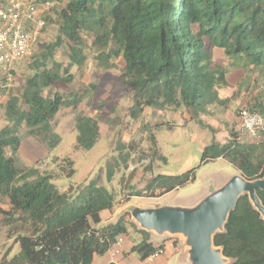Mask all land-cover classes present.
Instances as JSON below:
<instances>
[{
    "label": "trees",
    "instance_id": "obj_1",
    "mask_svg": "<svg viewBox=\"0 0 264 264\" xmlns=\"http://www.w3.org/2000/svg\"><path fill=\"white\" fill-rule=\"evenodd\" d=\"M52 9L55 39L31 54L20 92H9L2 103L6 123L0 128V202L5 201L8 209L0 207V213L7 215L3 219L10 226L19 224L27 233L15 237L18 252L8 256L7 250L0 264H92L94 256L106 253L129 227L140 234L130 251L144 259L162 245L153 244L151 234L137 229L127 213L116 222L100 224L101 212L118 204L120 190L109 191L99 175L76 190L72 186L61 190L37 164L17 167L19 129L26 127L48 148L60 142L53 119L63 106L77 109L81 97L63 94L56 87L74 80L71 68L84 64L86 49L96 51L95 59L105 67L114 64L109 60L122 59L118 80L132 94L128 106L132 119H138L146 107L153 112L183 109L190 118H198L210 106L225 102L220 91L228 86L227 69L215 61L216 51L231 66L257 71L264 83V0H55ZM44 18L49 20L47 15ZM59 54L65 59H58ZM250 109L264 118V98ZM74 128L76 147L82 150L92 147L100 134L98 121L81 113L75 114ZM149 141V155L165 162L155 136ZM115 146L116 154L105 164L107 181L126 167L129 156L130 145L116 142ZM6 148L11 154H6ZM217 158L247 179L262 177L264 139L242 141L231 131L227 141L204 145L199 164ZM56 165L60 174L74 172L68 156L58 158ZM125 171L119 184L135 190L124 185ZM194 180L195 168L179 174L157 173L135 195L156 192L161 196ZM257 194L264 205V191ZM214 243L232 259L231 264H264V220L246 194L239 197Z\"/></svg>",
    "mask_w": 264,
    "mask_h": 264
},
{
    "label": "rangeland",
    "instance_id": "obj_2",
    "mask_svg": "<svg viewBox=\"0 0 264 264\" xmlns=\"http://www.w3.org/2000/svg\"><path fill=\"white\" fill-rule=\"evenodd\" d=\"M64 1V0H60ZM59 2V1H58ZM59 4V3H58ZM48 19L35 41L32 53L39 51L42 43H48L55 39L57 23L54 19L53 9L45 11ZM95 52L86 49V60L83 65H74L71 72L74 80L67 86L56 88L63 94L77 93L81 101L77 109L72 105L61 107L53 119V129L60 135V142L52 148L46 147L29 135L26 127L19 129L21 143L15 153V165L17 167L33 166L37 164L42 172L52 175L50 181L61 190H68L70 186L76 190L86 185L91 179L100 176V182L109 190L117 194V209L123 208L130 201L136 203L144 200H157L161 198L156 192H141L140 190L151 176L161 174H179L187 169L195 168V180L170 191L166 197L178 202L192 203L198 199L207 189L210 182L222 183L233 173L238 171L222 158H217L206 164H199L201 152L206 144L212 142H225L230 138L231 131L236 132L242 141H259L264 139V132L258 137H250L242 130L239 122L238 112L242 108H252L259 100L264 98V83L259 78L257 71H244L242 68L231 66L221 52H215V61L220 67L227 69L228 86L220 91V98L225 100L224 104H214L207 112L197 117L190 118L183 109L152 111V107H146L144 113L138 119H132L128 114V106L131 104L132 94L120 84L118 77L123 65L122 59L109 60L112 66H102L95 59ZM58 59H65L59 54ZM25 59L16 64L13 71V79L7 90L0 89V128L6 123L3 116L2 103L9 92H20L21 84L28 75ZM1 76V75H0ZM46 90H44V94ZM81 113L93 117L98 121L100 134L96 142L89 149L82 150L76 147L75 114ZM154 135L165 162L160 158L150 156L149 138ZM32 137L35 140H30ZM45 147L43 153L37 142ZM116 142L122 145H130L129 156L126 167H120L111 181L105 177L106 161L116 154ZM6 154H11L10 148H6ZM125 152V150H123ZM43 153L42 157L33 163L36 154ZM68 156L73 160L74 172L67 176L60 174L57 161L58 158ZM57 159L54 160V159ZM149 165L148 169H146ZM126 170V171H125ZM125 171L124 185H133L135 190L123 189L119 184V176ZM131 175L129 183L128 175ZM129 193H132L129 194ZM0 207L8 209L6 202H0ZM6 207V208H5ZM0 213V257L8 250V256H12L19 250V244L15 241L18 234L27 233L25 228L10 226ZM129 217V216H128ZM131 235L134 229L129 227ZM122 236V235H121ZM118 237L117 240L119 238ZM135 259L139 257L131 252ZM160 255V254H159ZM98 260L104 255H96ZM133 264V263H129Z\"/></svg>",
    "mask_w": 264,
    "mask_h": 264
},
{
    "label": "water",
    "instance_id": "obj_3",
    "mask_svg": "<svg viewBox=\"0 0 264 264\" xmlns=\"http://www.w3.org/2000/svg\"><path fill=\"white\" fill-rule=\"evenodd\" d=\"M257 190L264 191V174L247 179L239 172L233 173L220 184L210 182L192 203L184 204L166 196L138 203L130 201L118 211L113 222L127 213L137 229L151 234V242L176 238L182 249L181 264H231L232 259L223 254V248L215 245L214 236L224 231L230 212L244 194L264 220V205Z\"/></svg>",
    "mask_w": 264,
    "mask_h": 264
},
{
    "label": "built area",
    "instance_id": "obj_4",
    "mask_svg": "<svg viewBox=\"0 0 264 264\" xmlns=\"http://www.w3.org/2000/svg\"><path fill=\"white\" fill-rule=\"evenodd\" d=\"M39 3L43 11H39ZM54 5L55 0H0V89L10 87L16 64L31 56L33 42L46 24L44 13ZM238 116L242 130L250 137L264 130V118L258 111L242 108ZM161 251L158 249L147 260Z\"/></svg>",
    "mask_w": 264,
    "mask_h": 264
},
{
    "label": "crops",
    "instance_id": "obj_5",
    "mask_svg": "<svg viewBox=\"0 0 264 264\" xmlns=\"http://www.w3.org/2000/svg\"><path fill=\"white\" fill-rule=\"evenodd\" d=\"M39 11H43V5L38 4ZM100 133V128H99ZM30 140H35L32 137H27ZM37 142L38 148L41 149V151L44 153L46 151L45 147L42 143ZM22 144V143H21ZM43 153L36 154L33 157V163H35L36 159L39 158H46L43 156ZM56 160V158L54 159ZM177 190V189H174ZM173 191V190H172ZM169 192L163 194L161 196L164 197ZM160 199V198H158ZM5 202V201H4ZM6 208V207H5ZM120 210L114 207L112 210H104L101 212V225L113 222L116 217L117 213ZM134 235H131V233H127L126 235H122L121 238L116 240L114 244L111 245L109 250L104 253V258L101 260H98V257L94 256V259L92 261V264H181L182 263V249L178 245V240L176 238H168L164 239L162 241H152L153 244L162 245V251L158 255H156L152 260H147V257L144 259H135L132 256V253L130 251L131 246L136 241H139L140 234L134 230ZM120 237V236H119ZM176 240V243L174 242ZM137 255V254H136ZM138 256V255H137Z\"/></svg>",
    "mask_w": 264,
    "mask_h": 264
}]
</instances>
